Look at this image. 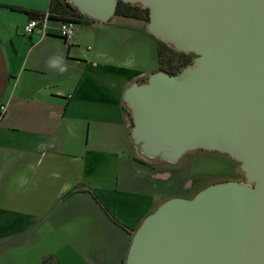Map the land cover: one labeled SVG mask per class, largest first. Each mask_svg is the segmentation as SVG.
Returning a JSON list of instances; mask_svg holds the SVG:
<instances>
[{"label": "crops", "instance_id": "1", "mask_svg": "<svg viewBox=\"0 0 264 264\" xmlns=\"http://www.w3.org/2000/svg\"><path fill=\"white\" fill-rule=\"evenodd\" d=\"M50 1L0 0V264H21L25 245L55 234L60 251L34 264H122L141 223L170 199L154 189L174 164L135 151L123 102L157 72V55L156 69L133 68L131 21L148 32L143 20L83 21L63 39L60 20L46 18L27 36L29 16L4 6L48 15ZM76 205L85 224L63 220Z\"/></svg>", "mask_w": 264, "mask_h": 264}, {"label": "water", "instance_id": "2", "mask_svg": "<svg viewBox=\"0 0 264 264\" xmlns=\"http://www.w3.org/2000/svg\"><path fill=\"white\" fill-rule=\"evenodd\" d=\"M68 1L100 23L120 2L139 5L153 37L195 55L179 76L156 72L125 91L144 156L171 163L217 151L246 177L166 200L134 233L124 263L264 264V0Z\"/></svg>", "mask_w": 264, "mask_h": 264}, {"label": "rangeland", "instance_id": "3", "mask_svg": "<svg viewBox=\"0 0 264 264\" xmlns=\"http://www.w3.org/2000/svg\"><path fill=\"white\" fill-rule=\"evenodd\" d=\"M133 12L139 13L142 18L141 20H143L146 26L148 19L147 11L140 8L139 6H136L133 8ZM131 22L136 26V29L131 31V35H129L130 47L131 49H134L133 51L135 52L136 59L135 66H133V68L144 69L146 72L156 69V55L158 48L160 49L159 52L163 64L162 69H174L175 74L173 75L179 76L185 67L189 66L191 63H194L195 55L193 53L178 52L177 49L168 45L167 43H164L157 38L151 37L149 32L139 29L140 25L136 24V22ZM157 72L165 74V72H162L160 69H158ZM144 80L147 81L148 79L145 78ZM130 124L132 129L131 121ZM132 142L135 151L138 154L144 156V154L141 153L139 144H137L133 139ZM144 158L152 160V158H147L146 156H144ZM153 160L159 162L165 161V159L159 158V156L153 158ZM171 163L174 164V167H172L174 170L170 169V177H168L166 180L155 181L154 190L158 198L174 197L192 199L203 189H207L218 183L222 184L234 182L242 185L246 184V177L241 171L238 161L230 158L226 154H222L221 152L207 150H195L192 152L188 151L182 154L177 161H173ZM138 168L140 167L138 166ZM56 213L59 215V211ZM63 220L85 224L89 221V217L79 205H76L73 208L71 215L66 216L63 218ZM119 222L121 223V221ZM45 230H47V226L39 228V231ZM55 235L50 237L48 243L46 242L45 244H39L38 246H35L34 243L28 241L29 236L22 237L19 242L22 241V244H26L27 242L29 243L24 246L25 248H22L21 264H34L45 252H51L52 250L60 251L61 245L56 243L57 238ZM1 264H8L7 259Z\"/></svg>", "mask_w": 264, "mask_h": 264}, {"label": "trees", "instance_id": "4", "mask_svg": "<svg viewBox=\"0 0 264 264\" xmlns=\"http://www.w3.org/2000/svg\"><path fill=\"white\" fill-rule=\"evenodd\" d=\"M5 7L9 8L12 11H16V12H22L25 13L29 16L30 19H42L45 16H48L47 18H53V19H58L60 21H65V20H69L70 22H73L76 24L80 23V22H92V20L90 19H86L84 17L83 14H81L77 9H75L74 7H72L69 4L68 0H51L50 1V11L49 14L46 15L45 13H40L38 11H34V10H27V9H23V8H19L16 6H7L4 5ZM136 6L139 5H132V4H125V3H118L116 10H115V14L119 15V16H124V17H131L133 19H137V20H141V16L139 15V13L133 12V8H135ZM140 8H142L141 6H139ZM144 9V8H142ZM147 11V9H145ZM147 17L149 19V13L147 11ZM147 19V22H148ZM160 49L158 48L157 51V60L159 63V67L158 69L162 70V72H165V74L168 75H173L175 74L174 69L173 70H163V64H162V59H161V55H160ZM145 81L139 82L138 84L144 83ZM125 106V110L128 112V116L130 118V111L129 109ZM131 121V118H130ZM132 122V121H131ZM97 200V199H96ZM124 264V261L123 263Z\"/></svg>", "mask_w": 264, "mask_h": 264}, {"label": "built area", "instance_id": "5", "mask_svg": "<svg viewBox=\"0 0 264 264\" xmlns=\"http://www.w3.org/2000/svg\"><path fill=\"white\" fill-rule=\"evenodd\" d=\"M47 16L43 17L42 19H30L28 23L24 26V33L27 36H30L33 34V32L38 29L39 27H42L44 25V22L46 20ZM75 23L70 22L69 20L60 21V27H59V36L63 39H69L72 33H74ZM2 111H4V108H1Z\"/></svg>", "mask_w": 264, "mask_h": 264}, {"label": "flooded vegetation", "instance_id": "6", "mask_svg": "<svg viewBox=\"0 0 264 264\" xmlns=\"http://www.w3.org/2000/svg\"><path fill=\"white\" fill-rule=\"evenodd\" d=\"M185 75V74H182V76Z\"/></svg>", "mask_w": 264, "mask_h": 264}]
</instances>
